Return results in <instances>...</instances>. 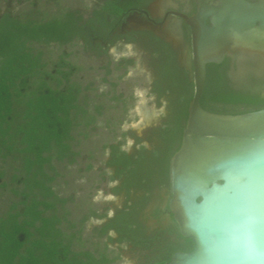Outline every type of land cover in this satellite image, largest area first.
<instances>
[{"label": "trees", "instance_id": "16d2710c", "mask_svg": "<svg viewBox=\"0 0 264 264\" xmlns=\"http://www.w3.org/2000/svg\"><path fill=\"white\" fill-rule=\"evenodd\" d=\"M131 4V0H107L87 20L79 10H65L42 20L21 19L9 11L0 15V153L15 154L21 160L19 173L12 177L21 185L12 189L21 199L0 216V264H78L75 255L69 258L61 227L68 211L58 210L71 197H60L54 191L51 183L55 175L50 170L55 169L53 160L76 161L72 130L75 119L86 116L87 110L79 103L80 87L71 82L75 67L61 59L56 69L59 76L42 70V53L34 54L29 43L65 45L83 38L87 48H94L89 33L98 26L112 27L115 21L109 22L108 16L124 14ZM133 63V59H124L118 66ZM106 68L109 73L108 65ZM157 69L159 76L152 91L158 104L163 96H169L171 112L155 130L158 142L150 159L162 160L168 172L171 157L181 144L194 85L176 63L170 61ZM49 79L56 80L55 87ZM220 81L207 79L201 97L203 108L228 114L264 108V99L258 96L222 92ZM130 133L135 136L134 131ZM120 144L109 145V163L126 169L133 159ZM141 151L142 156L147 150L142 146ZM3 176L0 171V178Z\"/></svg>", "mask_w": 264, "mask_h": 264}, {"label": "water", "instance_id": "95a60500", "mask_svg": "<svg viewBox=\"0 0 264 264\" xmlns=\"http://www.w3.org/2000/svg\"><path fill=\"white\" fill-rule=\"evenodd\" d=\"M197 2L196 14L186 17L192 42L182 59L194 93L171 158L170 201L194 246L168 264H264V108L228 114L201 105L209 63L232 52L264 60V0ZM138 24L160 37L166 33Z\"/></svg>", "mask_w": 264, "mask_h": 264}, {"label": "flooded vegetation", "instance_id": "af4514ba", "mask_svg": "<svg viewBox=\"0 0 264 264\" xmlns=\"http://www.w3.org/2000/svg\"><path fill=\"white\" fill-rule=\"evenodd\" d=\"M245 1L258 3L262 0ZM131 3L124 14L108 16L109 22L115 21L112 27L104 29L98 26L89 33L94 48L88 49L83 38L76 40H80L95 58H107L108 61L112 48L133 45L143 51L152 66V84L159 76L158 65L171 61L177 64L183 74L186 72L188 82L194 85V81L189 80L182 59L192 42V28L186 17L196 14L197 0H131ZM103 6L94 7L87 18L84 15L85 20L91 17L94 10H101ZM68 10H79L84 14L81 9ZM138 20L149 22L166 33L160 37L150 28L141 27ZM210 20L207 19V24H211ZM255 22L259 23V20ZM209 77L214 81L221 79V91L224 93L264 99L262 59L235 52L226 54L221 63L207 65L205 85ZM162 98L168 100L165 122L171 112L170 99L169 96ZM136 137L141 140L138 141ZM132 138L134 144L131 151L121 148V145L120 148L132 157L133 164L126 169L123 165L110 164L111 149L105 162V168L112 171L105 180L114 182L108 191L121 199V205L92 208L93 203L98 204L100 201L96 199L98 187L95 186V191L88 193L89 197L84 201L86 207L78 222L71 221L69 215L63 222L69 258L75 255L78 264H125L126 259L128 264H168L176 252L193 249V241L182 235L170 208L171 160L167 172L162 160L150 159L158 142L157 136L153 141L149 138L153 142L152 147L144 146L136 132ZM142 146L147 151L141 156Z\"/></svg>", "mask_w": 264, "mask_h": 264}, {"label": "rangeland", "instance_id": "374dc122", "mask_svg": "<svg viewBox=\"0 0 264 264\" xmlns=\"http://www.w3.org/2000/svg\"><path fill=\"white\" fill-rule=\"evenodd\" d=\"M106 0H0V15L5 11L12 12L21 19H48L68 10L81 9L87 18L91 10L104 5ZM34 54L39 51L41 63H45L42 70L56 72L61 59L75 67L71 75V82L77 84L81 91L79 103L87 110L86 116H78L72 130L71 144L78 152L76 161L53 160L55 175L51 183L54 191L60 197H71L64 206H59L60 213L66 209L69 219L78 222L86 207L84 201L88 193L95 191L98 204L92 208L101 209L104 206H119L121 199L113 196L108 190L114 182L105 180L112 171L105 168L109 157V145L121 143V148L132 150L134 139L131 131L142 138V144L152 147L150 139H155V129L161 125L166 116L167 98H162L158 104L156 95L152 91L153 69L142 50L133 45H120L111 49L109 61L107 58H95L85 49L80 40L69 44L29 43ZM125 53H130L125 55ZM128 57L134 59L130 65L118 66L119 61ZM106 65L110 72L107 73ZM63 69H68L64 67ZM56 80L49 79L52 87ZM64 86V84L62 85ZM21 106L17 109L21 111ZM99 108V109H98ZM94 117V119H92ZM20 158L15 154L4 156L0 153V171L4 176L0 178V216H3L13 202L21 197L12 189L21 185L12 180L13 174L19 173ZM62 229L64 224H61ZM125 264L129 261L126 259Z\"/></svg>", "mask_w": 264, "mask_h": 264}, {"label": "clouds", "instance_id": "9594fccd", "mask_svg": "<svg viewBox=\"0 0 264 264\" xmlns=\"http://www.w3.org/2000/svg\"><path fill=\"white\" fill-rule=\"evenodd\" d=\"M127 54H130V53H125V55H127Z\"/></svg>", "mask_w": 264, "mask_h": 264}]
</instances>
